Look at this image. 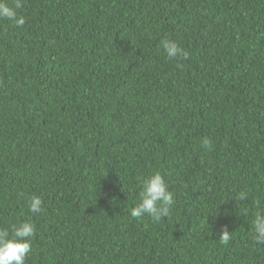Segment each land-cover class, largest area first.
<instances>
[{
	"label": "trees",
	"instance_id": "trees-1",
	"mask_svg": "<svg viewBox=\"0 0 264 264\" xmlns=\"http://www.w3.org/2000/svg\"><path fill=\"white\" fill-rule=\"evenodd\" d=\"M22 4L0 19V230L35 225L26 264H264V0ZM155 172L170 216L131 217Z\"/></svg>",
	"mask_w": 264,
	"mask_h": 264
},
{
	"label": "clouds",
	"instance_id": "clouds-1",
	"mask_svg": "<svg viewBox=\"0 0 264 264\" xmlns=\"http://www.w3.org/2000/svg\"><path fill=\"white\" fill-rule=\"evenodd\" d=\"M22 0H14V6H9L5 0H0V19L13 21L16 26H22L25 19L18 15L17 9H22ZM161 46L169 59L187 58V53L174 41L164 40ZM205 147L209 146V140L202 141ZM247 198L245 192L237 194L236 199ZM175 205L174 193L169 190L165 177L160 172H155L146 180L142 181L139 192V203L132 208L130 216L140 218L147 215L153 221L159 222L170 216ZM28 210L32 214L44 211L43 201L39 196H31ZM255 233L254 239L258 244H264V212H257L252 223ZM35 225L31 222H21L13 225L11 230H0V264H26L28 254L32 252V239L35 235ZM220 239L224 244L230 240V232L223 228Z\"/></svg>",
	"mask_w": 264,
	"mask_h": 264
}]
</instances>
